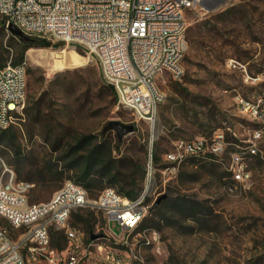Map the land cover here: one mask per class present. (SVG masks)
<instances>
[{"label": "rangeland", "instance_id": "rangeland-1", "mask_svg": "<svg viewBox=\"0 0 264 264\" xmlns=\"http://www.w3.org/2000/svg\"><path fill=\"white\" fill-rule=\"evenodd\" d=\"M221 12H225L223 16L214 17ZM185 20L186 50L181 61L184 75L177 80L165 72L156 79V86L163 94L153 150L158 158L155 192L158 194L155 198L151 196L148 203L153 205L157 198L165 195L175 202L186 199L199 211L185 216L167 204L162 215L154 213L151 205L141 225H149L154 220L156 225L152 227L161 233L163 244L159 253H142L140 264H264V136L257 143L259 156L245 159L251 173L249 187L230 178L227 153L221 163L187 159L164 186L158 181L159 170L165 164L163 155L174 140L208 139L218 129L230 142L246 145L250 139L256 125L238 112L235 98H252L264 90V82L257 87L245 83L241 67L249 74L264 70V0H225L214 11L188 10ZM20 42L0 27V56L4 65L13 61L16 52L21 50ZM50 44V47L35 49V60L28 57V50L23 56L25 106H31L42 95V115L34 120L33 114H25L20 127H13L15 139L0 143V158L16 179L34 182L39 175L33 170L46 163L58 170L62 168L61 151L52 148V136L46 139L48 129L54 135L65 132L99 135L110 120L135 126L133 133L120 140L119 154L145 165L148 158L146 123L136 122L128 112H113L115 101L111 100L94 60L86 64L85 59L76 60L73 66L63 70L53 68L52 52L64 51L70 56L71 48L59 41H50ZM229 59L241 66H228ZM106 136L114 140L115 130L108 131ZM17 151L20 155H16ZM71 175L65 171L62 181L56 178L58 175H52L45 186L33 183L28 203L48 201L64 181L71 180ZM98 193L89 194V199H95ZM77 213L92 214L93 233L105 235L106 222L100 211L85 206ZM68 225L87 235L83 225L75 223L72 217ZM0 227L15 241L24 233V229H11L2 216ZM108 232L119 235L121 227L111 220ZM57 243L64 248L65 241L60 234ZM95 243L113 246L112 240L102 237ZM91 252L88 264H101L94 247Z\"/></svg>", "mask_w": 264, "mask_h": 264}, {"label": "built area", "instance_id": "built-area-1", "mask_svg": "<svg viewBox=\"0 0 264 264\" xmlns=\"http://www.w3.org/2000/svg\"><path fill=\"white\" fill-rule=\"evenodd\" d=\"M218 1L0 0V22L7 32L13 25L30 39L64 42L77 54H84L85 64L94 60L102 82L114 90L113 112H128L133 120L143 121L148 127L145 175L142 189L133 199L106 187L90 200L81 185L66 180L48 201L29 204L28 193L33 183L17 180L0 158V216L11 229H24L15 241L0 227V264H88L93 247L101 264H140L142 253L154 255L161 251L159 230L141 226L152 205L149 198L158 194L153 150L163 94L156 79L165 72L177 80L183 77L186 11L205 9ZM25 65L9 60L0 67V129L20 127L24 120ZM227 65L241 66L233 59ZM241 67L245 83L257 87L264 82V70L249 74ZM235 103L238 112L256 125L247 144L228 141L220 129L208 139L174 140L163 155L165 164L159 170V184L164 186L187 159L221 163L227 153L230 178L249 187L251 173L245 159L259 156L257 143L264 136V90L252 98L236 96ZM85 206L103 214L107 232L102 238L112 240L113 246L95 243L100 238L86 240L82 230L68 225L71 213ZM111 220L121 227L119 235L108 232ZM53 231L61 232L64 248L51 246Z\"/></svg>", "mask_w": 264, "mask_h": 264}, {"label": "trees", "instance_id": "trees-1", "mask_svg": "<svg viewBox=\"0 0 264 264\" xmlns=\"http://www.w3.org/2000/svg\"><path fill=\"white\" fill-rule=\"evenodd\" d=\"M225 12L217 14L221 17ZM0 27H3L0 22ZM21 50L16 52L15 58L11 61L13 64L22 63L24 52L29 48H46L50 47V41L45 39H30L27 42H20ZM1 55V53H0ZM2 59L0 56V67H2ZM109 95L112 101H115V93L111 86L106 85ZM182 92L186 93L185 89ZM40 95L31 106L25 108V114L31 116L33 119L38 120L42 115L43 99ZM47 124V128H49ZM47 132V140L49 137H53L51 140L52 148L61 151V159L64 164L60 170L58 168L51 167L48 163L35 168L33 171L39 175V177L31 182L34 185L45 186L47 182L53 178L52 175H58L56 177L59 181L64 178V172H71L69 176L74 183L81 185L89 194H93L96 191L103 190L106 187L114 188L120 195L129 199L135 198L142 189V183L145 175V165L129 156H122L119 154L120 140L115 136L114 140L107 137V132L110 130L102 131L99 135L92 133H79V132H65L60 135ZM15 139L13 127L7 129H0V143L7 140L9 142ZM116 153V154H114ZM16 155H20L17 151ZM157 161L158 158L153 155ZM192 160H196L191 158ZM60 188V187H59ZM98 193V194H99ZM171 205L174 209L177 208L183 215H194L198 213V209L195 208L193 203L186 199H179L178 202L173 201L169 197H162L159 201L157 199L152 205V211L157 214H162V209L165 205ZM75 223L83 225V229L87 233L86 240L90 239V235L93 233V224L91 222L92 214L83 216L78 214L77 211L72 212L71 216ZM156 225L154 220L150 221L149 225H141L142 227H152ZM61 235V232L53 231L51 233V246L58 249H62V245L57 243V236Z\"/></svg>", "mask_w": 264, "mask_h": 264}, {"label": "water", "instance_id": "water-1", "mask_svg": "<svg viewBox=\"0 0 264 264\" xmlns=\"http://www.w3.org/2000/svg\"><path fill=\"white\" fill-rule=\"evenodd\" d=\"M225 0H219L218 2L212 4V5H207L204 8L207 11H214L217 9V7L219 5H221ZM8 31L11 35H13L14 37H17L21 42H27L30 41V38L24 36L16 27H14L13 25H10L8 28ZM135 126L133 124H125L122 123L118 120H110L107 122V124L103 127L102 131L105 130H115L116 132V136L118 137L119 140H121L125 135L127 134H131L134 132ZM165 195L160 196L159 198H157V201H159L162 197H164ZM103 234H94L92 233L90 235V239L91 240H95L98 238L103 237Z\"/></svg>", "mask_w": 264, "mask_h": 264}, {"label": "bare ground", "instance_id": "bare-ground-1", "mask_svg": "<svg viewBox=\"0 0 264 264\" xmlns=\"http://www.w3.org/2000/svg\"><path fill=\"white\" fill-rule=\"evenodd\" d=\"M35 49H37V48H29L28 49V53L27 54H28V57L31 60H35V51H36ZM68 52H69L70 56L65 54L64 51H59V52L54 51V52H52V55L55 58L54 62L52 61L53 62V68H56L57 70H63L65 68H69V67L73 66L74 61L85 59L82 56H80L79 54H77L76 52H74L73 50H69ZM48 54H49V52H48ZM41 56H43V55H41ZM70 57H72L73 60L70 59ZM39 63H41V62L39 61Z\"/></svg>", "mask_w": 264, "mask_h": 264}]
</instances>
